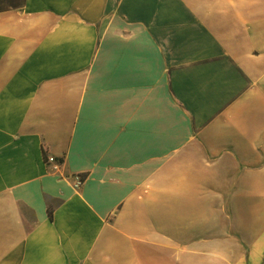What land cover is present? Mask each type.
Listing matches in <instances>:
<instances>
[{
    "label": "crops",
    "instance_id": "0c3cea01",
    "mask_svg": "<svg viewBox=\"0 0 264 264\" xmlns=\"http://www.w3.org/2000/svg\"><path fill=\"white\" fill-rule=\"evenodd\" d=\"M0 264H264V0H0Z\"/></svg>",
    "mask_w": 264,
    "mask_h": 264
},
{
    "label": "built area",
    "instance_id": "2783aa9c",
    "mask_svg": "<svg viewBox=\"0 0 264 264\" xmlns=\"http://www.w3.org/2000/svg\"><path fill=\"white\" fill-rule=\"evenodd\" d=\"M46 163L51 164L54 169L59 170L62 164V161L58 160L55 156L48 155L46 156ZM84 182V179L81 176L75 177V185L77 187L81 186Z\"/></svg>",
    "mask_w": 264,
    "mask_h": 264
},
{
    "label": "trees",
    "instance_id": "16d2710c",
    "mask_svg": "<svg viewBox=\"0 0 264 264\" xmlns=\"http://www.w3.org/2000/svg\"><path fill=\"white\" fill-rule=\"evenodd\" d=\"M82 178H84V176H81Z\"/></svg>",
    "mask_w": 264,
    "mask_h": 264
}]
</instances>
